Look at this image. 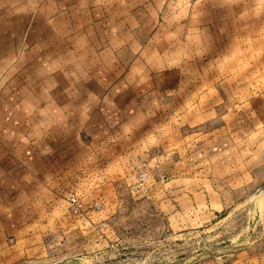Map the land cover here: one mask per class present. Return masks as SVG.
I'll list each match as a JSON object with an SVG mask.
<instances>
[{
	"label": "rangeland",
	"instance_id": "rangeland-1",
	"mask_svg": "<svg viewBox=\"0 0 264 264\" xmlns=\"http://www.w3.org/2000/svg\"><path fill=\"white\" fill-rule=\"evenodd\" d=\"M44 2L0 6V138L36 171L48 165L47 192L37 183L35 192L0 199V264H264V143L252 156L258 138L237 151L253 113L264 122L263 72L255 70L261 80L251 87L252 67L264 66V24H246L239 56L236 39L213 41V52L234 48L226 56H196L188 40L158 41L155 87L139 105L150 116L129 121L136 128L127 139L120 114L93 109L112 105L69 102L99 91L87 85L108 41L94 40L90 24L40 22L54 11ZM133 42L127 50L139 47ZM81 106L87 119L62 115ZM189 187L200 194L197 216L159 213L170 196L184 207Z\"/></svg>",
	"mask_w": 264,
	"mask_h": 264
},
{
	"label": "crops",
	"instance_id": "crops-1",
	"mask_svg": "<svg viewBox=\"0 0 264 264\" xmlns=\"http://www.w3.org/2000/svg\"><path fill=\"white\" fill-rule=\"evenodd\" d=\"M28 1L31 2V0ZM0 2L2 4L0 6L4 8V0ZM19 5L20 0H13L9 6L14 8ZM42 6L45 10L52 7L54 11L48 16L44 14L43 21L40 20V22L90 24L93 27L91 37L94 40H98L99 44L100 41H108L100 44L98 52L95 53L99 58L93 71L98 74L87 85L91 88H98L99 91L96 95L70 99L69 102L112 105L113 110L102 114L97 107L93 109L102 118L112 119L120 114L121 119L125 121L121 127L131 132L126 138L133 137L134 128H136L129 121L143 120L150 116L139 105L150 102V92L155 87L153 73L158 70L155 60L162 52L161 43L158 41L172 40L181 43L182 40H188L189 48L196 49L194 51L196 56L201 54L226 56L234 48H228L226 45V51L221 48L222 51L213 52V41L228 43L236 39V52L239 56L246 54L245 45L239 44L246 39V24H264V0H45ZM127 25H129L128 29ZM233 25L237 26L236 31L230 30ZM84 32L81 36L87 39V31ZM133 39L139 47L136 50H127V44L132 47L135 43ZM149 41L155 42L151 46ZM174 47L173 44L172 48ZM176 49L177 53L180 52V47ZM126 57L129 59L125 60ZM107 58H110V64L114 58L115 62L107 66L104 64ZM116 62H118L117 65ZM240 68L237 67V69ZM252 69H254V74L251 87H256L257 80L260 78L255 79L257 72L255 70H258V73H264V66L260 68L253 66ZM238 83L237 87H245V81H238ZM100 89L104 91L101 92ZM61 102L63 105L66 104V99H61ZM51 103H57V101L52 99ZM116 104L124 106L120 108L119 113L108 115L115 110ZM51 110L56 111L57 109L51 108ZM87 110L89 108L84 106L76 107L72 111L63 107L61 112L62 115L70 114L73 119L78 117V113H83V117L87 119L89 117ZM259 119L262 121L260 110L258 113H253V118L247 126L249 129L247 128L243 137L239 136L240 132L238 133L237 151L241 150V146H247L251 138H258L253 140L252 147L248 149L251 156L260 151L257 147L260 143H264V134L260 138L258 130H262L261 124L264 129V122L258 124ZM251 123H254L253 126ZM246 137L247 140H245ZM12 145H8L9 149H7L4 140L0 138V199L3 200L4 194L15 198L21 193L35 192L37 183H42V190L47 192V163L41 162L42 172L36 171L38 165L31 160H24L20 155V147L17 149ZM261 166L264 165L261 164ZM43 177L47 178L41 179ZM184 191H187L183 193L181 199L184 207H177L176 199L170 196L160 203L159 213L171 220L179 219L182 214L197 216L200 194L196 187H189ZM176 223L180 222L176 221Z\"/></svg>",
	"mask_w": 264,
	"mask_h": 264
},
{
	"label": "built area",
	"instance_id": "built-area-1",
	"mask_svg": "<svg viewBox=\"0 0 264 264\" xmlns=\"http://www.w3.org/2000/svg\"><path fill=\"white\" fill-rule=\"evenodd\" d=\"M73 202H77V200L76 199H73Z\"/></svg>",
	"mask_w": 264,
	"mask_h": 264
}]
</instances>
